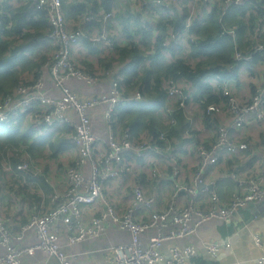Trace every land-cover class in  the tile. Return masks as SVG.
<instances>
[{
	"label": "built area",
	"instance_id": "2783aa9c",
	"mask_svg": "<svg viewBox=\"0 0 264 264\" xmlns=\"http://www.w3.org/2000/svg\"><path fill=\"white\" fill-rule=\"evenodd\" d=\"M26 1H32L46 14L52 53L32 83L22 82L0 96V124L21 117L23 125H31L35 136H51L55 141L63 133L66 144L79 149V156L72 154L70 161L64 162L60 157L66 152L56 157L50 152L54 159L41 162L31 151L32 140L0 148V264H24V258L37 251L55 257L60 264H72L75 255L65 253L59 246L61 225L71 244L99 238L112 226L128 232V242L108 248L113 264H180L196 257L197 249L192 245L172 246L170 256H166L161 252L165 242L190 236L202 223L227 219L241 207L264 197V185L246 180V191L236 192L227 206L216 204V193L211 194L215 203L207 210L181 202L189 193L195 194L193 187L204 183L209 164L228 163L239 154L240 138L247 134V127L252 129L254 123L257 134H264V0H140L141 12L131 10L133 19L139 18L155 38L164 36L162 46L173 44L185 56L199 44L203 25L215 17L220 38L231 42L233 62L225 70L206 76L203 82L211 86L208 93H197L183 78L166 81L168 104L161 110L164 128L154 137L143 131L139 138L133 137L128 128H116L113 114L121 104L141 101L142 92L127 95L122 75L117 73L118 64L105 68L100 63L118 53L119 39L126 37L117 33L114 23L120 6L110 11H91L85 21L100 20L101 25L84 26L82 21L73 23L67 19L64 0L12 3ZM236 10L240 11L236 21L242 22L243 31L230 26ZM119 16L130 18L122 11ZM161 17L170 21L181 17L182 27L176 28L165 19L166 29L159 31L148 18ZM128 41L145 47L140 34ZM152 47L147 49L155 51L160 46L154 43ZM81 60L92 62L96 71L87 72ZM71 80L101 91L81 97L67 85ZM210 95H216L218 101L207 103ZM96 109L102 110L105 137L93 127L91 113ZM179 117L184 119V126L177 136L174 129ZM185 150L188 151L183 153ZM189 152L199 164L188 180L181 163L191 161ZM52 163L55 170L58 163H73L64 171L63 194L59 193L58 176L53 180ZM139 163H143V169ZM56 173L59 175L57 170ZM168 175L173 191L166 202L161 198L160 186ZM14 181L17 191L22 189L20 193L24 194L25 186L39 198L32 209L28 201H23L25 222L17 227L18 231L14 216L5 208L9 203H4L5 196H12L4 187L7 189ZM118 194L124 199L121 203ZM148 232L153 234L144 241L143 235ZM28 233H33L38 242L22 244ZM203 245L212 257L217 256L218 243ZM259 264H264V256Z\"/></svg>",
	"mask_w": 264,
	"mask_h": 264
},
{
	"label": "trees",
	"instance_id": "16d2710c",
	"mask_svg": "<svg viewBox=\"0 0 264 264\" xmlns=\"http://www.w3.org/2000/svg\"><path fill=\"white\" fill-rule=\"evenodd\" d=\"M112 5L113 0H64L63 7L69 21L73 23L82 21L84 26H100V20L87 23L86 16L91 11L94 13L101 10L110 11ZM238 13H240L238 10L233 13L235 16L230 26H237L243 31L242 22L236 21ZM165 19L169 20L161 17L158 21L159 31L163 32L166 29ZM182 22L183 18L177 17L172 21L169 20L168 24L181 28ZM124 24L123 29L127 36L123 39L122 45H117L118 53L108 55L105 59H101L100 63L105 68L118 64L117 73L122 75V85L126 94L140 90L143 99L119 105L113 114L115 127L128 128L136 138L146 130L152 136L157 135L165 125L161 110L168 104L164 88L166 81L183 78L191 83L197 93L202 94L205 91L208 93L211 86L205 85L203 81L207 75L221 72L233 62L232 45L228 39L220 38L215 17L209 18L206 25H203L199 31V44L193 46L188 56L183 55L173 44L162 46L164 36L157 35L156 38L152 36L151 29L143 25L140 19H134L133 23L128 18ZM50 30L46 14L32 1L20 5H14L12 0L0 2V96L10 93L22 82L30 84L37 78L39 69L52 53L47 38ZM138 34L141 35V43L145 47L128 41ZM154 43L160 47L155 51L148 50L147 48H153ZM258 60L259 58L256 62ZM80 64L87 72H93L95 69L92 62L81 60ZM79 87H82V91L85 88ZM75 91L79 95L82 94L80 89ZM100 91V88H95V92ZM206 99L207 103L218 101L216 95H210ZM24 125L21 117L18 121L0 124V148L8 144L21 145L32 140L31 151L35 158L47 156L48 148L55 152L53 156L56 157L61 145L67 142L62 134L55 141L51 136H35L32 129H27ZM183 126L184 119L179 117V124L174 129V134L179 136ZM16 182L10 183L8 188L4 187V189L9 193L24 195L23 201H28L32 207L34 202L39 200L37 194H31L25 186L24 194L20 193L22 189L17 191Z\"/></svg>",
	"mask_w": 264,
	"mask_h": 264
},
{
	"label": "crops",
	"instance_id": "0c3cea01",
	"mask_svg": "<svg viewBox=\"0 0 264 264\" xmlns=\"http://www.w3.org/2000/svg\"><path fill=\"white\" fill-rule=\"evenodd\" d=\"M2 1L3 0H0V2ZM118 5L121 9L114 20L117 27L116 30L117 33L127 36L123 29L125 26V20L120 18L121 16H119V14L121 11L125 15L128 14L134 23L131 10L133 13L141 12L140 0H113L112 8L117 7ZM148 20L150 21V24L155 23L158 25L160 18L158 20L148 18ZM119 43L122 45L123 40L119 39ZM96 69L95 66L94 71H96ZM70 85L75 90L77 89V91L80 89L82 93L80 95L81 97L96 93L95 88H84L82 91V87L79 86L84 85L79 81H72L70 82ZM91 115L95 132L105 137L107 131L103 124V119L100 116L102 115V110L96 109L95 111H92ZM252 125L253 128L251 129V127H247V134H242L240 138L241 150L239 154L226 161L228 163L209 164L208 168L205 169L204 183L201 184V186L193 187V190L196 191L195 194L189 193L186 195L187 198L181 201L182 204H192L197 210H207L215 203H212L213 200L211 194L216 193L219 198L216 204L224 207L229 205L236 192L239 190L246 191L245 185L243 184L244 181L252 180L260 185H264V134L258 135L257 127H255L256 125L254 123H252ZM24 126L27 129L32 128L30 124ZM58 137H56V139ZM247 138L250 141L247 140ZM181 146L182 142L179 143V147ZM61 147L63 149H61L60 152L58 151L57 155L66 152V155L60 157L62 158V161L69 162L72 154L75 158L79 156V149L78 152H76L66 143L61 145ZM46 151H48V155L44 157L50 159V161L51 159H54L53 156L50 155V152L51 154H54L55 152L49 148ZM187 151L185 150L183 153ZM188 154L191 156V161L181 163V165L184 175L189 180V176L193 170L197 169V164L199 163L194 162L191 152ZM71 164L73 163H58L56 168L59 172L58 175L55 170V165L52 163L50 171L54 181L58 176L56 182L59 188H65L66 175L64 171L65 168ZM139 164L142 166L143 163ZM84 171H88L85 166ZM172 191L173 189L170 186V176L168 175L163 181V185L160 186L162 200L166 202L168 199L171 200L170 193ZM23 199L24 197L20 198V194L16 195V193H12V196L4 197V203H9V206L6 204L5 208H7L8 213L14 216L16 223L15 231H18L19 228L17 227H20V225L25 222L24 209L21 210V208L24 207ZM180 204L181 203L179 202V206L182 207ZM32 207L29 205L30 209H32ZM59 232L60 248L65 253L75 255L72 264H113L111 261L112 254L108 248L128 242L130 239L128 232L122 231L114 226L110 227L99 238L75 244L70 243L69 234L65 231V226L61 225ZM151 234H153V232H148V235L147 233L144 234L143 240L146 241ZM33 236V233H28L25 240L21 243L27 245L37 243L38 240ZM208 242L218 243L216 257H212L207 249H205L203 243ZM190 245L197 249L198 255L185 260L180 264H259V259L264 256V197L261 200H256L241 207L237 213L227 219L217 218L202 223L198 226L196 233L190 236L165 242L161 247V252L166 256H170V248L172 246L186 247ZM24 264H60V262L55 257L49 256L43 251H37L34 255L26 256L24 258Z\"/></svg>",
	"mask_w": 264,
	"mask_h": 264
},
{
	"label": "rangeland",
	"instance_id": "374dc122",
	"mask_svg": "<svg viewBox=\"0 0 264 264\" xmlns=\"http://www.w3.org/2000/svg\"><path fill=\"white\" fill-rule=\"evenodd\" d=\"M69 145H70V144H69ZM70 148H73L76 152H78V148H77L76 146H74V145H70ZM61 149H63V148L61 147L60 150H61ZM60 150H59V152H60ZM39 159H40L41 161H50V159H48V158H46V157H44V156H39ZM51 160H53V159H51ZM113 185L116 186L117 184H115V182H113ZM64 191H65V188H64V187H63V188H59V193L63 194ZM124 194H125V193H124ZM117 199L119 200V203L123 202V200H124V199L121 197L120 194H118Z\"/></svg>",
	"mask_w": 264,
	"mask_h": 264
},
{
	"label": "water",
	"instance_id": "95a60500",
	"mask_svg": "<svg viewBox=\"0 0 264 264\" xmlns=\"http://www.w3.org/2000/svg\"><path fill=\"white\" fill-rule=\"evenodd\" d=\"M72 81H75V80H71V81H68L67 82V85H70V82H72ZM82 84V83H81ZM71 86V85H70Z\"/></svg>",
	"mask_w": 264,
	"mask_h": 264
}]
</instances>
